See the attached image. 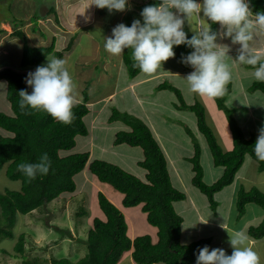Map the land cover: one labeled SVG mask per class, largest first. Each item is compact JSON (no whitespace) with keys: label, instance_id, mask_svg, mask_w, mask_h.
I'll list each match as a JSON object with an SVG mask.
<instances>
[{"label":"rangeland","instance_id":"rangeland-1","mask_svg":"<svg viewBox=\"0 0 264 264\" xmlns=\"http://www.w3.org/2000/svg\"><path fill=\"white\" fill-rule=\"evenodd\" d=\"M35 1V2H34ZM68 0H47L40 2L39 0H32L33 12V27L40 28L35 19H42L43 14L41 10H52V13L62 15L64 20L69 21L75 19L73 10L65 6ZM148 0H128L126 10L123 12L113 11L109 12L107 8L100 9L94 6L93 12L100 17H95V23L88 27L86 31L92 35L94 41L112 36V29L118 24L123 23V17L131 12L139 13V6H142ZM83 8L82 17L88 16L86 13L92 7V0L78 1ZM198 3H203V0H197ZM41 9V10H40ZM24 6L21 1L17 0H0V24L9 23L11 26L16 25L17 30H20V24L23 23ZM96 15V16H97ZM133 17H135L133 15ZM141 15L137 19H140ZM199 18V19H198ZM193 15L187 21L188 30L194 34V28H199L202 25L205 27V22L202 14L199 17ZM101 23V24H99ZM202 23V25H201ZM41 26L47 28L49 32L55 28V22L52 18L49 20L44 19ZM111 29V32L110 30ZM36 29V32L41 40H45L46 44L42 47L49 46L47 31ZM83 31V30H82ZM222 33L223 29L217 31ZM67 33V34H66ZM62 33V46H66L68 32ZM76 38L78 39L77 45L79 46L73 53L70 59L66 61V67L69 70L73 81L76 85V97L82 98V93L79 89L78 76L73 77L74 71L76 72V65L74 57L78 54L89 56L92 54L93 41L88 37L85 32L76 31ZM231 39V38H230ZM3 39L0 38V64L11 68L12 70H21L19 63L18 50L11 51L8 56L2 52L1 43ZM72 45V43H71ZM70 45V46H71ZM104 44L99 45V53L104 54ZM70 48V47H69ZM71 49V48H70ZM52 56V54H49ZM47 55V56H49ZM46 56V57H47ZM238 54L225 57L226 62L230 65L232 71V80L229 82V91L224 96V105L233 111V116L237 123L241 126L243 124V117L246 112L249 114L250 120L253 124L254 130H249L246 127L245 135L257 140L258 129L264 126V95L260 91H249L248 88L253 83V68L247 67L245 64H240L235 61ZM113 61L115 57L113 55ZM47 60L44 59L40 63L46 64ZM102 61L88 63V68L93 69L91 76L87 82L89 88L91 83H95L96 88L99 90L94 95L97 99L101 94L104 98L101 102L95 103L93 107L89 108V113L84 117V122L89 129V134L86 137L77 136L75 138V145L69 153L89 152V161L99 159L108 163L115 164L127 171L131 175L144 180L145 171L138 166V162L142 160V152L140 148H130L123 144L120 146L113 145L114 134L118 131L128 130V126L121 119L108 121L112 111L126 112L140 118L151 129L154 138L160 145L165 159L167 161V169L170 176V181L174 188L183 192L186 195L185 200L173 203V208L180 211L182 204L192 202V208L196 206V213L191 216L192 208H190V215L182 213L185 218L181 227L184 228L181 233V240L183 243H189L185 239L191 241L199 240L202 238H218L222 236L226 242L218 247L211 242L209 249L222 248L226 254L231 255L232 247L230 245L229 233L233 228L235 231H246L250 225H256L263 217V210L253 204L246 205L244 213L239 215L237 212L235 199L230 198L231 190L234 198L239 188L248 191L252 187L264 192V171L259 172L254 160L246 156L244 162L237 174L242 175L231 183L230 186L223 188L220 192L214 195V200L217 205L214 209L209 207L206 197L199 193L197 189L192 187L190 179L192 176L189 160L185 159L192 154V140H195L201 150V165L203 168V181L207 184L213 183L221 174V169L216 168L211 163L210 153L207 148L203 136L196 130L195 118L193 113L189 110H176L173 106L175 102V95L170 91H157L154 86L163 81H167L173 85H178L181 89L183 99L186 104L190 105L194 101L202 103L205 109V116L208 125L212 128L217 142L223 150L230 147V134L228 132L227 123L223 112L218 109L212 100L207 96H200L190 91L189 85L185 79L177 77H164V75L157 76L143 82L142 85L130 87H122L125 83L122 79L115 80V71L111 67L102 70ZM105 62H103L104 64ZM233 64H235L233 66ZM177 66V63L163 62L162 67L157 70L158 73L170 72L167 67ZM233 66V67H232ZM72 70V71H71ZM112 72L114 75H111ZM140 77L148 76L140 72ZM154 75V74H150ZM168 76V75H166ZM87 84L83 85L82 89ZM89 88L86 90V95L89 98ZM81 89V90H82ZM112 94L107 98V95ZM97 104V105H96ZM101 106V108H99ZM8 108V103L4 101V97L0 96V111L5 113L4 109ZM248 110V111H247ZM96 114L93 122L90 123L92 117ZM189 131L194 138H190ZM236 174V175H237ZM76 183V190L73 193H62L57 198L46 204L44 207L32 211L27 215H16V220L12 228V238L0 239V264H20V257H13L16 255L13 248L16 244L18 235L23 232L25 234L23 244V255L26 259H35L37 264H50V258H68L72 262L81 258L86 253V248L82 241L85 240L88 229L91 227L94 218L104 219V216L97 205L96 194L101 192L113 205L121 211L124 215L128 225V236L149 234L154 236V228L150 226L144 219L145 214L141 212L140 206L126 208L119 202L121 194L114 190L110 185L104 183L94 182L92 175L89 174L86 167L83 172L74 176ZM92 184V185H91ZM20 189V182L18 180H11L6 176L5 166L0 169V193L7 190L18 191ZM82 210L84 213H82ZM196 214L200 219H196ZM188 220V221H187ZM192 220V227L194 232H190L191 226L189 221ZM204 220H209V224L201 223ZM224 224L231 228L226 229L218 227L215 224ZM187 227V228H186ZM228 230V231H227ZM135 233H134V232ZM133 232V234H132ZM192 234V238H191ZM231 234V233H230ZM224 235V236H223ZM131 239V238H130ZM192 239V240H191ZM212 240V239H211ZM253 249L260 255L261 264H264V239L256 241ZM247 243V242H246ZM18 255V254H17ZM16 255V256H17ZM117 264H134L131 260L130 253H123ZM191 264H196L195 262Z\"/></svg>","mask_w":264,"mask_h":264},{"label":"trees","instance_id":"trees-1","mask_svg":"<svg viewBox=\"0 0 264 264\" xmlns=\"http://www.w3.org/2000/svg\"><path fill=\"white\" fill-rule=\"evenodd\" d=\"M248 2L253 13L264 11V0H248ZM159 3L161 0H148L139 6V13L131 12L124 16L123 24L131 26L132 21L139 17L145 6ZM201 14L203 16V12ZM203 18L205 27L209 24L212 31L217 32L218 23H213L204 16ZM140 19L142 21V17ZM184 31L190 39L193 34L188 30L187 21ZM15 33L21 37L19 31ZM70 45L71 42L65 49H69ZM53 47V40L46 47H30L24 44L21 54L22 67L38 66L49 54L57 58L61 57L62 53L54 51ZM173 50L175 57L165 62L177 63L179 68L188 70L189 65L182 63L181 60L182 56H187L193 49L187 45H179L174 46ZM121 62L128 79L140 72L139 68L133 67L131 49H125L121 54ZM1 79L6 82L3 97L8 103L9 110L7 113L0 111V169L5 166L6 176L11 180H18L20 189L0 193V239L13 237L12 228L17 214L27 215L44 207L62 193L75 192L77 187L74 176L83 172L86 167L94 182L108 184L122 195L123 207L140 206L146 222L156 229V242H152L149 234L130 239L124 215L101 192H98L97 205L104 219L92 220L86 238L82 241L86 253L74 262L63 257L50 258V264H117L122 254L129 251L134 264H191L196 261L198 249L210 245V238H202L187 244L181 242L183 220L175 212L173 203L184 200L185 194L173 187L163 151L149 126L140 118L115 110L111 112L108 121L121 119L128 126L129 130L114 134L113 145L125 144L141 149L143 158L138 162V166L145 171L143 181L115 164L99 159L89 161V152L69 153L75 145L77 136L86 137L89 134L84 122V117L89 113V107L86 105L87 87L82 91V100L75 102L72 108V122L63 124L44 111H34L29 108L25 110L29 114L21 112L18 92L27 90L30 94L32 91L26 87L23 73L3 68L0 69ZM226 87L228 92L229 85ZM156 90L172 92L175 95L174 108L193 113L196 130L206 142L211 163L221 169V174L213 183L207 184L203 181L201 150L197 142L192 140L194 136L189 131L188 135L193 142L192 154L188 158L192 171L190 183L206 197L211 209L217 205L214 195L233 183L246 156L256 162L259 172L264 171V161L258 160L253 150L256 140L244 134L233 116V111L224 105V96L212 100L223 112L227 123L230 134V147L227 150H223L218 144L212 128L206 121L205 109L201 102L196 100L190 105L186 104L181 91L169 82L159 84ZM248 90L260 91L264 95V82L255 81ZM44 153L48 154L51 161L49 173L37 175L36 179L29 181L18 170V165L37 162ZM235 204L239 215L244 213L248 204L258 206L264 212V192L254 187L248 191L239 188L236 192ZM244 234L252 241L264 239V214L260 222L255 226H248ZM24 239L25 234L21 232L13 248L14 253L18 255L13 257H20V264H37V260H28L22 254Z\"/></svg>","mask_w":264,"mask_h":264},{"label":"clouds","instance_id":"clouds-1","mask_svg":"<svg viewBox=\"0 0 264 264\" xmlns=\"http://www.w3.org/2000/svg\"><path fill=\"white\" fill-rule=\"evenodd\" d=\"M97 8H107L109 12L126 10L128 0H93ZM203 16L213 23H219L222 33L207 27L194 28L189 39L184 31L186 21L193 15ZM141 19H134L131 26L121 23L112 29V36L104 38V48L112 55L119 56L125 49H131L133 67L145 74H154L163 62L175 57L174 46L187 45L194 49L181 62L194 70L184 78L190 91L210 98L223 97L227 85L232 80V71L225 57H229L227 45L218 44V35L231 38L240 48L235 61L251 66L254 80L264 82V47L253 48L250 44L258 32H264V11L253 13L248 0H161L158 5L145 6ZM199 19V18H198ZM51 42V41H50ZM54 50V47H53ZM230 58V57H229ZM47 63L38 66L25 77L27 90H20L19 108L44 111L54 120L70 124L73 120L72 108L76 102L73 78L66 67V61L55 56H47ZM6 68V67H4ZM3 69V67H0ZM11 69V68H10ZM24 74V73H23ZM25 75V74H24ZM79 102V101H78ZM87 105V102H86ZM255 156L264 161V126L258 129V137L253 145ZM51 161L47 153L34 163H20L18 170L29 181L37 175H47ZM231 255L222 248L198 249L196 264H261L260 255L246 241L248 237L242 231L229 234Z\"/></svg>","mask_w":264,"mask_h":264},{"label":"crops","instance_id":"crops-1","mask_svg":"<svg viewBox=\"0 0 264 264\" xmlns=\"http://www.w3.org/2000/svg\"><path fill=\"white\" fill-rule=\"evenodd\" d=\"M17 1L18 2L21 1V3H23V6H24V13H25L24 15L25 16L23 18V23L19 25V27L21 29L17 30L16 25H12L11 26L9 23L0 24V38L3 39V42L1 43V47L4 48V49H2V52H4L5 56H8L11 51L13 52L14 50H18L19 56H17V58H19L18 59L19 63H17V65H19L20 62H21L22 47H23L24 44H27L30 47H39V46H42L43 44H46L45 40H41L40 39V37L38 36L40 34L36 32V29L39 30L38 32H40V29H43V30L47 31V34L49 35L47 41H49V43H50V41L53 40V42H54V51L62 53V55H61V57H59V59H64V60L70 59L69 57H71L73 55L74 51L79 47L77 45L78 39L76 38V33L75 32L76 31H79L81 33L85 32V34L87 35L88 33L86 31L88 30V27H90L92 24H94L96 22L95 21L96 20L95 17H100L101 16V15H99V14L97 15L95 12H93V8H94L95 5L92 4V7L89 10L86 11L88 16L82 17L83 8H82V5L78 2L80 0H68L65 3V6L67 8L70 7L73 10L74 16H75V19H72L70 21L71 24H69V21L64 20L62 15L59 14V16H58L57 13L53 14L51 9L50 10H46V11L40 9L41 10V14H43V18L42 19H40V18L35 19L37 24H39V26H40V28H38V27L35 28V27H33V24H32L33 18H30V16L32 14L33 15L36 14V11L33 12V9H32L34 3L32 2V0H17ZM39 1L42 2V1H47V0H39ZM54 3H56V0H54ZM50 18H52L53 22H55V28L53 26V28L51 29V32L46 30L48 27L45 28V27L41 26V22H43L44 19L49 20ZM99 24H101V23H99ZM220 28H221V25L218 23L217 24V31L219 30V32H220ZM109 30L111 32V29H109ZM17 31L20 32L21 37L19 36V34L17 35V33H15ZM66 32H68L69 36L67 37L66 46L63 47L62 46V40H63L62 35H66L67 34ZM62 33H66V34H62ZM102 36L104 38L107 37V35H102ZM88 37H91L92 41H93L92 42L93 43L92 54H90L89 56L78 54V55H76L74 57L75 63H77V65H76V68H75L76 72L74 71L73 77L78 76L77 80L79 82V85H81L82 87H83V85L87 84L83 89H82V87L79 89V91H81V93L86 87H87V89L89 88V83L91 81L90 82H87V81L89 80V78L91 76L92 70L93 69H95V70L97 69V67H93L92 69H89L87 67L88 63L93 64V62L102 61L101 66L102 67L104 66L102 68V70H104V68L109 69L108 67L113 66L112 68L115 71V76H114L115 80H117V79L124 80L125 83L122 85V87L125 86V84H127L125 86L126 88L127 87L131 88L132 86L142 85L143 82L146 83L147 80H149L151 78H156L157 76H160V75H164V77H171V78H175V79L177 77L184 79V78H186V76L190 72H192L194 70L191 66H189L188 70H183V69L179 68L178 66H174V68H173V66H171V67H167V68L170 69V72H164V73L156 72V73H154V75H148V76L139 78L140 76L138 74L141 72L140 71L134 77H132L131 79H128L126 71H125V68L123 67V63L121 62V55H119V56L114 55L115 61H113V59H112L113 55L105 50L104 45H103V48H104V52L103 53L104 54L101 55L98 50H99V45L100 44H104V38L97 39L96 41H94V39H96V38H94L92 35L88 34ZM70 42L72 43V45L70 46L71 49L70 48L69 49H65ZM216 42L218 44L227 45L228 46V48L230 49L229 52H228L229 57L233 56L234 54H238L237 50L240 48V45L239 44H233L229 37H223L222 35H218V38H217ZM250 44H251V46L253 48L264 47V32H258L256 34V37L254 38V40L252 42H250ZM103 62H105V63L103 64ZM42 65H45V64H42ZM234 65L235 64H233V66ZM0 67L4 68V67H7V66H5L4 64H0ZM247 67L252 68L249 65H247ZM36 68L37 67L27 68V69H24L22 72L25 74V77H26L27 74L30 71H35ZM111 75H114V73L112 72ZM166 75H168V76H166ZM164 82H167V81H163L161 83H164ZM253 82H255V81H253ZM161 83L156 84L154 86V89L156 90V87L159 84H161ZM25 84H26V82H25ZM175 87H177L181 91L180 87L177 84L175 85ZM5 90H6V82L3 79H1L0 80V96H3L5 94ZM89 90H90V92H89V98L87 100V106L90 108V107H93L95 103H98V102L102 103V100L104 98V94H101L97 99L93 100L94 95L99 90L98 88H96L95 83H91ZM75 92H78L77 88H75ZM111 95L112 94L107 95V98L110 97ZM81 100H82L81 97L79 99L76 97V102L81 101ZM99 108H101V106ZM8 110H9V107L4 109V111L6 113L8 112ZM95 117H96V114L92 117L90 123L93 122ZM240 127L242 128L243 132L246 131V127L249 128V130H254L253 124H252V122L250 120V117H249V114L247 112H246V114H244L243 124ZM128 130H129V128H128ZM120 145H123V144H120ZM120 145H116V146H120ZM130 148H136V147H130ZM188 158L189 157H186L185 159L188 160ZM241 175H242V172H241V174H237L234 180H236V178L240 177ZM230 194H231L230 195L231 200L234 201L235 198L233 196L232 190H231ZM185 198H186V195H185ZM121 199H122V195H121V198L119 200L120 203H121ZM115 206H117V205H115ZM184 206H186V207H184ZM181 207H184V208H180V211H177L175 209L174 210H175V212L178 215L181 216L182 220L184 221L185 218L182 216V213L186 214L188 212L189 215H190V208H192V202L189 201V203L182 204ZM193 213H196V206L195 205L192 208L191 216L193 215ZM196 219H200V216L198 214H196ZM201 223H203V224L207 223L206 225H208L209 224V220H204ZM215 225L218 226V227L231 229V228L225 226L224 224L220 225V224L216 223ZM188 226H191L190 232H194V229L192 227V220L189 221V224L187 225V227ZM183 230H184V228L182 229L181 233L183 232ZM231 230L232 231H228L227 230L228 232L221 233V234H226V233L230 234V233L235 232V230L233 228ZM133 232H132V234H133ZM153 234H154V236L151 237V235H150V237H151L152 242L154 243V242H156V229L155 228L153 230ZM137 236H139V235H137ZM134 237H136V235H133V237H130V238L133 239ZM191 238H192V234H191ZM207 238L212 239L211 240V242H213L212 244H214V245H216L218 247H221L226 242V240L223 239L222 236H219L217 239L216 238H211V237H207ZM182 240L184 241V239H182ZM182 240H181V242L183 243ZM185 241L190 242V239L187 238V239H185ZM211 242H210V244H211ZM246 242H247V245L251 246L252 248L257 243L256 241H254V240L252 241V240H249V239H247ZM128 253H130V251ZM195 263H196V261H195Z\"/></svg>","mask_w":264,"mask_h":264}]
</instances>
